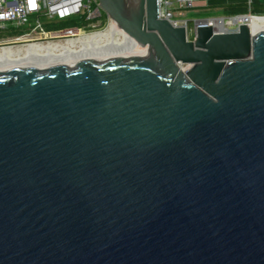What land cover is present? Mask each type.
Segmentation results:
<instances>
[{
	"label": "water",
	"instance_id": "95a60500",
	"mask_svg": "<svg viewBox=\"0 0 264 264\" xmlns=\"http://www.w3.org/2000/svg\"><path fill=\"white\" fill-rule=\"evenodd\" d=\"M98 1L145 52L0 69V264H264V30Z\"/></svg>",
	"mask_w": 264,
	"mask_h": 264
},
{
	"label": "built area",
	"instance_id": "2783aa9c",
	"mask_svg": "<svg viewBox=\"0 0 264 264\" xmlns=\"http://www.w3.org/2000/svg\"><path fill=\"white\" fill-rule=\"evenodd\" d=\"M199 1L208 0H158L160 18L169 20L175 26H184L186 30H197L198 25L208 24L212 26L214 32L221 33L238 30L240 25L248 24L252 17H264V13L254 11L258 4L254 0H247L246 12L190 20L187 17L189 12L207 8V5L195 6ZM259 5H264V0ZM103 14L105 12L98 0H0V29L29 28L28 32L16 37L18 40L31 34V31L39 33L40 39L50 38L58 31L46 30L45 22L85 15L86 19L92 21L90 26L95 28L92 32L80 35L86 36L110 29L112 21L108 17L103 21ZM78 37L70 36L62 43H68Z\"/></svg>",
	"mask_w": 264,
	"mask_h": 264
},
{
	"label": "bare ground",
	"instance_id": "6f19581e",
	"mask_svg": "<svg viewBox=\"0 0 264 264\" xmlns=\"http://www.w3.org/2000/svg\"><path fill=\"white\" fill-rule=\"evenodd\" d=\"M248 26L252 33L264 30V17L254 18ZM112 30V31H111ZM146 45L112 22L108 31L82 35L68 43H32L14 49L0 47V69L12 66H45L72 61L123 57L145 52Z\"/></svg>",
	"mask_w": 264,
	"mask_h": 264
},
{
	"label": "rangeland",
	"instance_id": "374dc122",
	"mask_svg": "<svg viewBox=\"0 0 264 264\" xmlns=\"http://www.w3.org/2000/svg\"><path fill=\"white\" fill-rule=\"evenodd\" d=\"M220 1L222 0H211V3H210V7L207 6V8L205 10H200L198 12L194 11V12H189L188 13V18L190 20H192L193 18H205V17H210V16H217V15H223L221 13V5H224V4H228V2H225V3H221ZM226 1V0H225ZM256 4H259V3H263V0H254ZM204 1H199V2H196L195 3V6H201V5H205V4H201L203 3ZM238 2H242V3H245V2H248L247 0H237V3ZM233 3V2H231ZM235 3V2H234ZM218 6V7H216ZM103 28V27H101ZM95 28L93 27H90V28H72L70 29L73 30V31H76L77 33H73V34H65L67 32H63V31H66V30H69V29H65V30H61V31H58L56 32L55 34H53L52 37L50 38H43V39H40V34L39 33H36V31H31L29 35H25V36H22V38L20 40H18L16 37L14 38H11V37H6V38H3V39H0V47H7V46H11L12 48L14 47V49H17L18 47L19 48H22V47H25L27 46L28 44H32V43H43V44H50L49 42H51L52 44H56V43H62L64 42V40L70 36H74V37H78L80 36L81 34H84V33H88V32H92L94 31ZM100 29V28H98ZM108 31V30H106ZM195 34H196V30H187V36L190 40H193L194 37H195Z\"/></svg>",
	"mask_w": 264,
	"mask_h": 264
},
{
	"label": "trees",
	"instance_id": "16d2710c",
	"mask_svg": "<svg viewBox=\"0 0 264 264\" xmlns=\"http://www.w3.org/2000/svg\"><path fill=\"white\" fill-rule=\"evenodd\" d=\"M247 11V5L246 3H238V4H229L224 5L221 7V13L222 14H233V13H241ZM255 12H262L264 13V5H256L254 8ZM107 15L103 14V21H106ZM91 20L86 19L85 15L75 16V17H69L64 20H53V21H47L44 23V28L48 31H61L65 29H69L63 32H67L65 34H73L77 33L76 31H73L70 29L72 28H90ZM29 28H15V27H9L5 29H0V39L6 38V37H17L21 36L24 33L28 32Z\"/></svg>",
	"mask_w": 264,
	"mask_h": 264
},
{
	"label": "crops",
	"instance_id": "0c3cea01",
	"mask_svg": "<svg viewBox=\"0 0 264 264\" xmlns=\"http://www.w3.org/2000/svg\"><path fill=\"white\" fill-rule=\"evenodd\" d=\"M221 3H225V2H228V4L226 3V4H224V5H229V4H238V3H242V2H238L237 3V0H222V1H220ZM231 2H233V3H231ZM235 2V3H234ZM210 3H211V0H208L207 2H203V3H201V4H205V5H207V6H211L210 5ZM246 3V2H245ZM224 5H221V7L222 6H224ZM216 7H218V6H216Z\"/></svg>",
	"mask_w": 264,
	"mask_h": 264
}]
</instances>
